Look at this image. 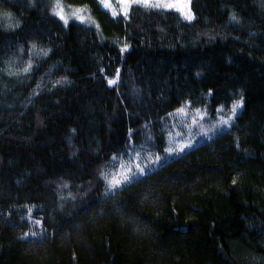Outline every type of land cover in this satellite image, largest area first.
<instances>
[{
    "label": "trees",
    "instance_id": "obj_1",
    "mask_svg": "<svg viewBox=\"0 0 264 264\" xmlns=\"http://www.w3.org/2000/svg\"><path fill=\"white\" fill-rule=\"evenodd\" d=\"M61 4L67 26L56 0H0V264L264 258V0H192L191 23L174 9L132 5L125 19L99 0ZM238 98L226 132L108 191L113 156L166 152L177 109Z\"/></svg>",
    "mask_w": 264,
    "mask_h": 264
},
{
    "label": "snow or ice",
    "instance_id": "obj_2",
    "mask_svg": "<svg viewBox=\"0 0 264 264\" xmlns=\"http://www.w3.org/2000/svg\"><path fill=\"white\" fill-rule=\"evenodd\" d=\"M119 6H120V13L124 15L125 19L128 18V10L131 8L132 5H139L145 8H163L165 10L167 9H174L178 12H180L181 17L188 21L189 23H191L194 19H195V15L192 12L191 9V3L192 0H117ZM100 5H102L105 9H109L112 12V15L115 17L116 15H118V13L115 10V7L113 6V4L111 3V0H99ZM178 5H182V6H178ZM83 13V9H78L76 10V12L72 13V17L79 20L80 23H85L86 22V17L82 14ZM53 15L57 16L61 21H63L64 25L67 26L69 23V19L66 18L65 15V9L64 7H62L61 4V0H56V6L55 8H53ZM4 16H6L9 20H11V14L10 13H4ZM231 19L233 21H237V17L235 15V13H233ZM238 22V21H237ZM16 26L18 27L19 24L17 22ZM9 27H12L11 24H9ZM127 45H125L121 51H127ZM21 51H23V49H21ZM50 51V50H49ZM31 54H35L37 56H44L47 57L48 56V51H45L43 49L40 50V52L36 51V45L33 44L32 45V53ZM30 54V55H31ZM33 69V64L31 59H29L27 66L23 67L22 69V73L23 74H28L32 71ZM2 71V70H0ZM9 75H20V73L18 72H12L9 71ZM119 76V73L117 72V78ZM43 80V78H41V81ZM66 80H59L56 81V84H62V83H66ZM117 82L116 79H109L108 80V85L112 86ZM41 84L37 83L36 89H40ZM34 90L33 95H38L39 91ZM209 95H211V92L208 93ZM243 106V98H241L240 100L234 101L231 104L229 113L227 114V118H225L224 116H221L220 118V123L223 125H230V122L232 121V119L237 115V112L240 108H242ZM189 105L186 103L185 105H183L182 107H180L179 109L176 110L175 115H187V109H188ZM196 113L199 115L200 114V110L196 109L195 110ZM218 113H225V108L223 106H221L218 110ZM170 115H174L171 114ZM201 118H203L201 116ZM196 121L193 120V123H195ZM147 127V126H146ZM129 142H131V133L129 134ZM169 143L171 144V140L169 141ZM143 147V146H141ZM191 147L190 144H181L178 145L176 148L173 147H168L165 149V151L167 152L168 155H172L174 152H183L186 148ZM135 151V150H134ZM136 158H139V153L137 152V156ZM149 159L151 160V157H149ZM113 161L117 160V156H113L112 157ZM161 160L160 156H156L155 160H152V163H156L158 161ZM124 165L121 164V167H123ZM136 171H132L131 166H129L128 168V173L130 174H124L122 176V179H118L116 176H112L111 178H109V175L101 172V177L102 179H104L107 183V188L108 191H112L118 187H120L122 185V182H127L130 183L132 181V178L137 176V175H144L145 174V168L141 167L139 164H137L136 166ZM233 183H235V181H233ZM64 188L68 187L67 183L63 184ZM61 199H63V197H61ZM32 209L29 208V213H31ZM35 223H39V221H35ZM27 233L25 234V238L27 237ZM31 235L35 236L36 233L32 232Z\"/></svg>",
    "mask_w": 264,
    "mask_h": 264
},
{
    "label": "rangeland",
    "instance_id": "obj_3",
    "mask_svg": "<svg viewBox=\"0 0 264 264\" xmlns=\"http://www.w3.org/2000/svg\"><path fill=\"white\" fill-rule=\"evenodd\" d=\"M111 3L115 7L116 12L118 15L115 17L124 16L120 13V6L117 2V0H111ZM182 6V5H178ZM103 7V6H102ZM104 8V7H103ZM105 9V8H104ZM108 11L111 15L112 12L109 9H105ZM113 16V15H112ZM241 98L236 99L240 100ZM244 101V99H243ZM244 106V102H243ZM240 108L237 112V115L232 119L230 122V125H223L220 123L221 116H224L227 118V114L229 113L230 106H223L225 108V113H218L217 109L211 108L209 106H203V107H195L193 105H189V108L187 109V115H175L174 117V125L173 128L170 129V140L171 144L168 142V147L176 148L178 145L181 144H190L191 147L186 148L183 152H174L172 155H168L167 152L161 153L160 151L153 150V147L145 146L146 150L139 152V158L137 159V153H131L126 159L122 160H116L115 161V167H113L110 171L106 172V174L109 175V178L112 176H116L118 179H122V176L124 174H130L128 173V168L131 166L132 171H136V165L139 164L141 167L145 168V174L140 176L137 175L132 178V181L139 179L146 174L157 170L161 165H163L166 161L171 160L174 157L180 156L181 154L185 153V151H188L197 145L201 144L203 141H205V138H213L218 136L219 134L226 132L231 126H233V123L235 121V118L241 113L243 110ZM196 109L200 110V114L198 115L196 113ZM217 111V115L214 116L213 112ZM201 116L203 118H201ZM193 120L196 122L193 123ZM156 156H160L161 160L152 163V160H155ZM151 157V160L149 159ZM121 164L124 166L121 167ZM131 181V182H132ZM127 182H122V185L120 187H123L124 185H127ZM253 264H264V258L258 257L253 261Z\"/></svg>",
    "mask_w": 264,
    "mask_h": 264
}]
</instances>
